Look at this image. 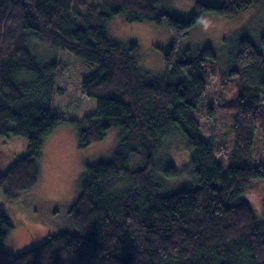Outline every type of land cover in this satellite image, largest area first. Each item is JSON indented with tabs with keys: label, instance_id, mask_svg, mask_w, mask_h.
<instances>
[{
	"label": "trees",
	"instance_id": "trees-1",
	"mask_svg": "<svg viewBox=\"0 0 264 264\" xmlns=\"http://www.w3.org/2000/svg\"><path fill=\"white\" fill-rule=\"evenodd\" d=\"M27 1L34 16L23 0H0V144L11 136L27 142V153L0 173V199L13 202L33 187L43 143L63 121L51 112L62 64L42 63L32 45L53 46H45L43 55L64 50L97 66L81 84L97 105L78 129L79 149L103 140L110 129L119 136L108 157L86 165L66 211L71 230L10 254L2 240L14 227L0 203V264H264V211L259 217L244 196L254 182L264 181V165L253 157L264 33L227 41L228 76L240 81L226 169L214 160L225 147L215 150L204 140L193 117L204 100L206 65H215L219 53L208 46L180 48L206 16L233 19L264 0H222L218 6L196 1L186 19L161 10L157 0ZM116 16L124 23L168 27L160 73L142 71L135 44L125 47L107 36L106 26ZM176 132L186 143L192 183L166 191L153 173L154 158ZM132 155L144 165L130 169ZM164 174L174 177L176 171L170 165ZM121 183L126 188L116 190Z\"/></svg>",
	"mask_w": 264,
	"mask_h": 264
},
{
	"label": "rangeland",
	"instance_id": "rangeland-1",
	"mask_svg": "<svg viewBox=\"0 0 264 264\" xmlns=\"http://www.w3.org/2000/svg\"><path fill=\"white\" fill-rule=\"evenodd\" d=\"M196 1L207 5L218 6L222 0H157L161 9L186 19L194 10ZM23 3L30 16H34L31 4ZM107 36L125 47L135 44L134 57L142 71L158 74L164 68L161 49L169 45L170 30L165 24L151 21L141 23H124L121 16L114 17L106 26ZM243 33L257 37L264 33V3L254 5L248 11L233 19H222L214 15L206 16L180 44L181 50H198L212 47L218 52L215 65H206L207 79L205 96L193 117L200 126V136L211 143L215 150L225 147L220 153H214V160L224 169L231 164L234 146V134L231 129L232 115L236 109L234 100L238 96V77H229V39ZM48 48L53 46L45 44ZM43 44L32 45L40 54L42 63L57 61L62 64L56 71V87L52 100V115L61 117L58 125L43 143L42 155L38 161V179L32 188L21 193L10 203L5 204L6 214L13 229L4 237L2 243L10 254L18 255L33 246H38L50 236L71 230L67 210L76 196V186L85 172L86 165L108 157L115 146L119 130L110 129L101 141L92 142L86 149H79L78 129L84 119L96 112V99L82 93V81L93 74L97 66L88 65L68 51L56 50L46 54ZM52 51V50H51ZM261 121L254 136V155L258 164L264 165V89L259 105ZM167 137L164 146L155 154L154 175L161 186L167 190H176L192 183L188 168L189 153L180 133ZM0 144V173L16 157L27 153V142L23 137L11 136ZM167 146V147H166ZM227 152V155H226ZM4 153H7L6 156ZM5 155V156H4ZM144 161L132 155L129 168L142 167ZM172 165L176 176L166 177L164 169ZM6 170H5V169ZM125 183L115 186L116 190L126 188ZM245 198L251 203L259 217L264 211V181L254 182L247 188Z\"/></svg>",
	"mask_w": 264,
	"mask_h": 264
}]
</instances>
